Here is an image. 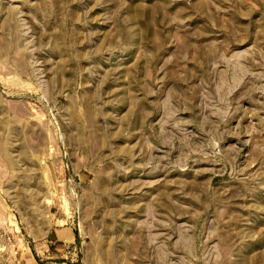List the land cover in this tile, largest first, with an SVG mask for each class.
Returning <instances> with one entry per match:
<instances>
[{"label":"rangeland","instance_id":"rangeland-1","mask_svg":"<svg viewBox=\"0 0 264 264\" xmlns=\"http://www.w3.org/2000/svg\"><path fill=\"white\" fill-rule=\"evenodd\" d=\"M22 243L264 264V0H0V264Z\"/></svg>","mask_w":264,"mask_h":264},{"label":"crops","instance_id":"crops-1","mask_svg":"<svg viewBox=\"0 0 264 264\" xmlns=\"http://www.w3.org/2000/svg\"><path fill=\"white\" fill-rule=\"evenodd\" d=\"M69 232H71V231H68V232L65 231V233H63V234L61 233L60 239H66V238H68L67 236H68ZM73 238H74V235H73ZM22 244H23V246L21 248V251H20V249L16 250V253L18 255L20 254L19 257L17 258V260L18 261L19 260L21 261V252H23V258H24L23 260H25L23 264H37V262H35V259L32 256V254L28 252V251H30L29 247L26 246V244H24V243H22ZM43 250L44 251L49 250V247L46 245V247H44Z\"/></svg>","mask_w":264,"mask_h":264}]
</instances>
